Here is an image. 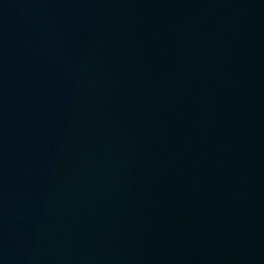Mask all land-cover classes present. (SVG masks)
<instances>
[{
  "label": "water",
  "instance_id": "95a60500",
  "mask_svg": "<svg viewBox=\"0 0 264 264\" xmlns=\"http://www.w3.org/2000/svg\"><path fill=\"white\" fill-rule=\"evenodd\" d=\"M0 264H264V0H0Z\"/></svg>",
  "mask_w": 264,
  "mask_h": 264
}]
</instances>
